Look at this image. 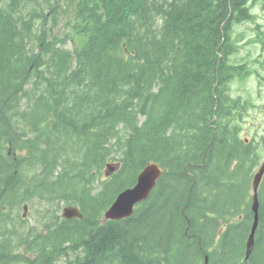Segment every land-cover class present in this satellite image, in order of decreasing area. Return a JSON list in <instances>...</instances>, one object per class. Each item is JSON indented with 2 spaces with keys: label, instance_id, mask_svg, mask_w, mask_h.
<instances>
[{
  "label": "trees",
  "instance_id": "trees-1",
  "mask_svg": "<svg viewBox=\"0 0 264 264\" xmlns=\"http://www.w3.org/2000/svg\"><path fill=\"white\" fill-rule=\"evenodd\" d=\"M247 1L0 0V264H264V178L244 260L259 157L227 92ZM150 160L163 169L150 196L102 219ZM24 202L42 229L6 239ZM61 202L82 218L59 217Z\"/></svg>",
  "mask_w": 264,
  "mask_h": 264
},
{
  "label": "rangeland",
  "instance_id": "rangeland-1",
  "mask_svg": "<svg viewBox=\"0 0 264 264\" xmlns=\"http://www.w3.org/2000/svg\"><path fill=\"white\" fill-rule=\"evenodd\" d=\"M251 13L253 15V21H248L241 26V29L244 30V36L253 35L255 31L253 28L260 27L261 31H264V10L261 8V4H254L251 7ZM65 27H60V31L64 30ZM61 36V35H59ZM76 46H79V42L75 40ZM66 48H71L72 44L67 42L65 45ZM245 53V51L243 52ZM240 57V55L238 54ZM229 90L232 96L242 95L251 101V104L244 111L246 115H242V136H246L250 139H258L260 135H264V78H260V80L256 79L254 76H248L245 79L235 80L229 84ZM113 142L110 141V144ZM262 150H259L260 154ZM262 159H260L261 161ZM115 162V160L108 161ZM22 210L21 207L18 209V215H21ZM24 219L23 228L26 229L28 226H33L36 224V217L33 211L27 214ZM7 228H19L20 220L14 221L12 219L6 222ZM9 242V241H8Z\"/></svg>",
  "mask_w": 264,
  "mask_h": 264
},
{
  "label": "water",
  "instance_id": "water-1",
  "mask_svg": "<svg viewBox=\"0 0 264 264\" xmlns=\"http://www.w3.org/2000/svg\"><path fill=\"white\" fill-rule=\"evenodd\" d=\"M109 170H112L110 164L107 165ZM264 171V164L259 168L258 172L254 175L252 182L253 190L256 191L257 183L260 179L262 172ZM160 175V169L155 163L146 164L139 172L136 183L130 187L122 190L111 203V205L104 212V217L109 219H122L128 217L133 211V205L145 199L151 189L153 188L156 179ZM25 208V207H24ZM252 210L254 212V220L249 232L246 242V255L249 253L253 244L254 230L257 224V202L256 193L253 195ZM63 216L69 217H81L78 209L72 206L63 208ZM206 261V259H205Z\"/></svg>",
  "mask_w": 264,
  "mask_h": 264
},
{
  "label": "bare ground",
  "instance_id": "bare-ground-1",
  "mask_svg": "<svg viewBox=\"0 0 264 264\" xmlns=\"http://www.w3.org/2000/svg\"><path fill=\"white\" fill-rule=\"evenodd\" d=\"M119 79V78H118ZM127 80V79H126ZM134 81V80H133ZM134 89V88H133ZM131 96V95H130ZM147 100V99H146ZM94 224V223H93ZM88 227V226H87Z\"/></svg>",
  "mask_w": 264,
  "mask_h": 264
}]
</instances>
